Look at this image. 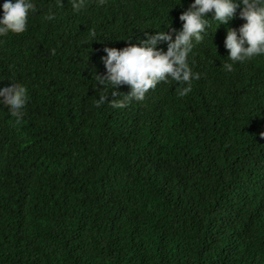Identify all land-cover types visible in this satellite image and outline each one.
<instances>
[{"label": "trees", "instance_id": "16d2710c", "mask_svg": "<svg viewBox=\"0 0 264 264\" xmlns=\"http://www.w3.org/2000/svg\"><path fill=\"white\" fill-rule=\"evenodd\" d=\"M191 2L35 0L0 37V86L28 89L19 122L0 105V264H264V56L222 68L239 9L195 44L186 96L96 106L104 48L180 29Z\"/></svg>", "mask_w": 264, "mask_h": 264}, {"label": "clouds", "instance_id": "9594fccd", "mask_svg": "<svg viewBox=\"0 0 264 264\" xmlns=\"http://www.w3.org/2000/svg\"><path fill=\"white\" fill-rule=\"evenodd\" d=\"M62 6L61 0H57ZM73 10L79 11L86 0H70ZM99 6L107 0H97ZM180 3V0H179ZM177 3V4H179ZM0 37L11 33H23L28 27L29 14L37 11L35 0H3L0 3ZM239 9V17L244 21L238 28L228 27L224 47L228 50V61L222 65L227 72L233 71L237 62H245L257 56H264V0H192L189 7L179 15L180 29L165 25L168 31L155 28L152 34L144 32L143 39L131 43V37L124 39L126 46L120 49L105 47V56L101 57L105 72L93 74L96 86L105 89L96 98V106L109 104L114 109H123L132 101H143L150 89L160 82L170 80L185 86L177 90L179 97L192 91V82L200 79V74L190 67L188 58L195 44L204 40L211 21H216L215 29L227 25ZM208 13H211L209 18ZM51 21L52 14L44 17ZM162 29V30H161ZM91 42L96 40L95 31L89 33ZM213 37V33H212ZM166 44V50L158 47ZM0 86V105L7 108L8 114L19 122L25 115L28 103L27 87L15 79ZM121 85H127V94L117 91ZM111 92V99H108ZM264 133V132H262ZM264 136V135H262Z\"/></svg>", "mask_w": 264, "mask_h": 264}]
</instances>
